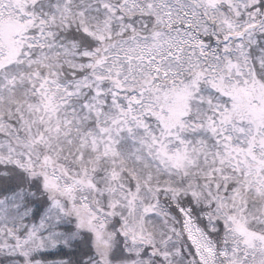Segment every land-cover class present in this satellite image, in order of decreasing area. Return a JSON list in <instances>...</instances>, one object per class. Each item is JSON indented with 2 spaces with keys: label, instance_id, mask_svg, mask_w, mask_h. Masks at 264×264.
<instances>
[{
  "label": "snow or ice",
  "instance_id": "1",
  "mask_svg": "<svg viewBox=\"0 0 264 264\" xmlns=\"http://www.w3.org/2000/svg\"><path fill=\"white\" fill-rule=\"evenodd\" d=\"M0 264H264V0H0Z\"/></svg>",
  "mask_w": 264,
  "mask_h": 264
}]
</instances>
